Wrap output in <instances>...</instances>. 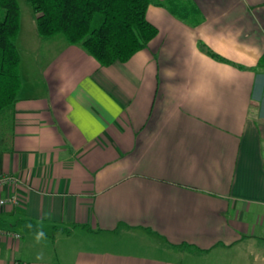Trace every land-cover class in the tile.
I'll return each instance as SVG.
<instances>
[{
    "label": "crops",
    "instance_id": "0c3cea01",
    "mask_svg": "<svg viewBox=\"0 0 264 264\" xmlns=\"http://www.w3.org/2000/svg\"><path fill=\"white\" fill-rule=\"evenodd\" d=\"M193 1L109 67L21 22L0 264H264V0Z\"/></svg>",
    "mask_w": 264,
    "mask_h": 264
},
{
    "label": "trees",
    "instance_id": "16d2710c",
    "mask_svg": "<svg viewBox=\"0 0 264 264\" xmlns=\"http://www.w3.org/2000/svg\"><path fill=\"white\" fill-rule=\"evenodd\" d=\"M27 1L37 14L36 28L41 38L62 36L70 45L83 47L103 67L128 62L158 35L159 29L147 18L152 4L196 25L202 21L200 8L193 0ZM20 30L19 0H0V114L15 105L22 87L17 45ZM207 52L223 59L209 48ZM257 68L264 70V55Z\"/></svg>",
    "mask_w": 264,
    "mask_h": 264
},
{
    "label": "rangeland",
    "instance_id": "374dc122",
    "mask_svg": "<svg viewBox=\"0 0 264 264\" xmlns=\"http://www.w3.org/2000/svg\"><path fill=\"white\" fill-rule=\"evenodd\" d=\"M20 6H21V22L23 25V28L25 30H28L30 27H34L36 24V18L37 14L35 13L32 5L27 1V0H19ZM21 55L24 59V61L29 60L31 57H33V54L30 53V51H26L22 46H21ZM261 254L257 251L253 253V256H260ZM263 260V258H259L257 262ZM262 263V261H261Z\"/></svg>",
    "mask_w": 264,
    "mask_h": 264
},
{
    "label": "built area",
    "instance_id": "2783aa9c",
    "mask_svg": "<svg viewBox=\"0 0 264 264\" xmlns=\"http://www.w3.org/2000/svg\"><path fill=\"white\" fill-rule=\"evenodd\" d=\"M2 181H4V182H15V178L12 177V176H5V177L0 179V182H2ZM11 200L13 202H15V197H11ZM4 202L5 201L1 200L0 204H4ZM14 236L19 237L20 235L19 234H14Z\"/></svg>",
    "mask_w": 264,
    "mask_h": 264
},
{
    "label": "clouds",
    "instance_id": "9594fccd",
    "mask_svg": "<svg viewBox=\"0 0 264 264\" xmlns=\"http://www.w3.org/2000/svg\"><path fill=\"white\" fill-rule=\"evenodd\" d=\"M39 238V237H38Z\"/></svg>",
    "mask_w": 264,
    "mask_h": 264
}]
</instances>
